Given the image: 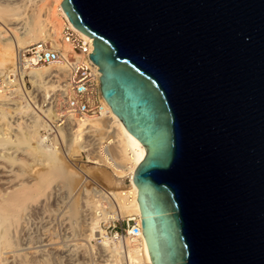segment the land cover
<instances>
[{
  "label": "water",
  "instance_id": "1",
  "mask_svg": "<svg viewBox=\"0 0 264 264\" xmlns=\"http://www.w3.org/2000/svg\"><path fill=\"white\" fill-rule=\"evenodd\" d=\"M145 147L152 264H264V0H61Z\"/></svg>",
  "mask_w": 264,
  "mask_h": 264
},
{
  "label": "bare ground",
  "instance_id": "2",
  "mask_svg": "<svg viewBox=\"0 0 264 264\" xmlns=\"http://www.w3.org/2000/svg\"><path fill=\"white\" fill-rule=\"evenodd\" d=\"M60 1L0 0V72L9 69L14 63L16 50L28 44L50 39L57 46L61 45L64 51L69 49L66 44H60L58 40L62 20L64 17L67 18L61 8ZM72 27L76 29L73 25ZM76 31L91 41L90 36L78 29ZM63 68L58 63H51L32 68L29 74L33 77V84L36 89L45 95L54 86V83L49 80L53 70ZM104 102L107 104L105 100ZM8 104L0 101V264H24L23 262H27V260L15 261L17 259H15L14 254H11L12 258H9L8 254H5L8 248H15L14 251H18L16 255L23 256L22 259L27 254H32V256L39 254L41 258L39 260L35 258L34 260L37 259L39 264H48L47 260L49 259L47 256L44 257V254H47L48 251L45 246H52L53 244L50 238L46 239V236L43 238L42 234V238H37L39 241L36 240L39 244L35 243V246L37 245L34 246L35 249L29 252L26 250L20 252L25 247L19 245L18 241L20 242V240L17 241L16 239V237H19L17 231L14 239L15 233L12 236L11 230L12 228L13 231L17 229L16 226L24 219L22 218L23 215L26 217V213L30 211L34 204L43 203L42 200L49 197L52 185L56 180H59V178L61 180L64 176L67 179V175L75 176L76 172L66 168L57 149L42 143L40 132L44 128L42 118L33 112L27 103L12 102L10 103L12 106ZM62 138L69 150H85V146H89L88 149H91V152L96 151V147L107 141L106 149L97 152L100 156L98 168L105 166L110 168L111 172L104 169H98L97 172L100 174L102 181L115 188L112 192L118 202L116 207L118 214L122 216L140 215L137 203L138 190L132 177L135 168L145 156L146 150L144 145L125 129L118 116L111 109L108 117L74 120L69 131L62 132ZM35 164H41L44 169L38 172L36 176H32L30 172H27L31 171ZM125 177L127 180L123 183ZM83 202L84 209H81V205H73V214H70L72 218L73 216L76 217L77 213L79 216L80 214L85 215L82 214L83 211L94 208V203L88 197H84ZM29 217L30 215L26 219L29 220ZM98 223V218L92 215L85 228H82L79 234L80 237L76 234L72 237L74 243L67 244L64 243V240L63 244L56 249L54 248L58 253V257H64L71 264H86L84 262H73L76 259L74 254L80 248H84L85 251L94 249L93 246L95 245H92L90 241L98 235L100 230ZM14 228L16 229L14 230ZM28 246L30 245L28 244ZM97 246L106 255L105 260L107 262H110V264H124L119 255L118 246L112 245L108 241H102L99 245L97 243ZM126 257V261L130 263L147 262L152 264L143 235L139 244L127 248ZM32 262L34 261H28L27 264Z\"/></svg>",
  "mask_w": 264,
  "mask_h": 264
},
{
  "label": "built area",
  "instance_id": "3",
  "mask_svg": "<svg viewBox=\"0 0 264 264\" xmlns=\"http://www.w3.org/2000/svg\"><path fill=\"white\" fill-rule=\"evenodd\" d=\"M58 40L69 49L64 51L61 45L45 39L16 50L13 65L0 72V101L9 103V106H12V102L27 103L44 122L42 143L68 157L70 150L62 138V132H68L76 119L108 117L110 109L100 93V72L88 55L92 50V38L91 41L84 38L64 17ZM51 63H58L64 68L53 70L49 80L54 86L43 95L34 86L29 71ZM107 143L102 142L92 152L89 146H85L81 152L86 162L98 165L100 156L97 152L106 149ZM77 193L94 203L91 214L98 218L100 229L95 243L99 245L102 241H108L118 246L124 264H148L126 261L127 248L142 240L140 215H119L116 209L118 202L112 190L86 176L80 181ZM103 253L97 250L94 256L98 258L96 264H110Z\"/></svg>",
  "mask_w": 264,
  "mask_h": 264
},
{
  "label": "rangeland",
  "instance_id": "4",
  "mask_svg": "<svg viewBox=\"0 0 264 264\" xmlns=\"http://www.w3.org/2000/svg\"><path fill=\"white\" fill-rule=\"evenodd\" d=\"M41 130H40V132H41ZM59 155L62 158L66 168L67 169L70 168V169L74 170L76 172V175L75 176L74 175L73 176L67 175V179L64 178L65 177L64 176L63 178H61V180H60V178H59V180H56L52 185V189H51V193H50L49 197L47 199L42 200L43 203L39 202L37 204H34L32 206V208L30 209V211L26 213V217H25V215H23L22 218H24L23 219L24 221L23 220L20 221V223L18 224L19 227L16 226L17 229L14 228V230L16 229L15 231H13V228H12L11 235L13 236V234L15 233L14 234V239H15L16 231H17V236H19V237L18 238L16 237V239H17V241L20 240L21 244L18 241L20 246L25 247V249H23L20 252H23L25 250L29 252L30 250L35 249V247L39 244L36 240H38L37 238H39V239L42 238V234H43V238L45 236H46V239L50 238V241L52 240L51 242L54 244V245L52 244V246L51 245L45 246V249H47L48 251L46 252L47 254H44V257L47 256V258L49 259V260H47L48 264H60V263L61 264H71V262H69L64 257L59 256L60 257L59 258L57 255L58 253L55 251V249L59 245L63 244L64 240H65L64 243H67V244L74 243V240L72 239L74 234L79 236L80 232L82 231V228H85L87 221H89L90 217L93 215V214H91V211L93 209L88 210V211L87 210L83 211L84 213H82V214H85V215L80 214V216H79V214L77 213L76 217L73 216V218H72V215H70L71 213L73 214L74 208H72V207L74 204L81 205V209L85 208V206L83 205L84 204V202H83L84 197L78 196V193H77V188L79 187L80 181L82 180V178L84 176H86L89 179H92V180L99 182L100 184H102L103 186H105L106 188H108L110 190H114L115 188L112 185H107L104 181H102V178H100V174L97 172L98 169H104L106 171L111 172V169L108 167H105V166H100L98 168L99 165H95L93 163H87L86 159H85V155L81 152L80 149H77V150L71 149L68 157L61 154L60 152H59ZM19 156H21V155L19 154ZM43 169H44V167L41 164H35L34 167H32L31 171L29 170L27 173L30 172V174H32V176L33 175L36 176L38 174V172H41ZM126 180H127V178L125 177L123 180V183H125ZM42 204H43V206H42ZM29 215H30V217L28 220L26 218H28ZM77 217H79V218H77ZM25 220H26V222H25ZM21 224H22V226H21ZM25 226H26V228H25ZM37 228H38V230H37ZM35 229H36V232H35ZM47 235H48V237H47ZM49 235H50V237H49ZM59 236H61V237H59ZM62 237L64 238L63 240H62ZM96 237L97 236H95L94 238L96 239ZM12 239H13V237H12ZM61 240H62V242H61ZM69 241H71V242H69ZM36 242H37V245L35 246ZM82 242L84 243L85 241H82ZM90 243L92 245H95V246H93L94 249H92V251L91 250L85 251L84 248L78 249V251L74 254V257L76 259L73 262H84L86 264L87 263L88 264H96V261H98V258H94V256L96 255L97 250L100 253H102L103 251L98 248L94 239H91ZM28 244L30 246H28ZM11 249H12V251H11ZM11 249L10 248L6 249V253H5L6 255L8 254L7 256H9V258H12L11 254L12 255L14 254L15 259H17V260H15V259L14 260L17 262H18V260L20 262L24 261V260L25 261L27 260V262L28 261L31 262V260H32L34 262H32L31 264H35L36 262H37V264H39L37 259L36 260H34V259L38 258V260H39L41 258V255L34 254V255H37L35 257L34 255L32 256V254H27V256L22 259L23 256L16 255L18 251H14L15 248H11ZM7 251H8V253H7ZM53 256L54 257L56 256V257L54 258ZM31 257H33V258H31ZM27 262H23V263L27 264ZM17 264H19V263H17ZM20 264H22V263H20Z\"/></svg>",
  "mask_w": 264,
  "mask_h": 264
}]
</instances>
